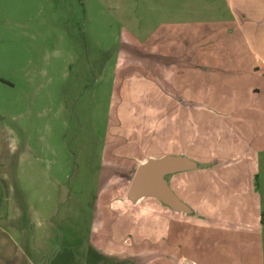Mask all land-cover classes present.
<instances>
[{"label":"rangeland","instance_id":"rangeland-1","mask_svg":"<svg viewBox=\"0 0 264 264\" xmlns=\"http://www.w3.org/2000/svg\"><path fill=\"white\" fill-rule=\"evenodd\" d=\"M250 4L0 0V264H264ZM165 157L180 210L128 197Z\"/></svg>","mask_w":264,"mask_h":264},{"label":"water","instance_id":"water-1","mask_svg":"<svg viewBox=\"0 0 264 264\" xmlns=\"http://www.w3.org/2000/svg\"><path fill=\"white\" fill-rule=\"evenodd\" d=\"M190 168V162L174 157H165L158 160H149L142 163L134 173L128 191V197L136 199L150 196L159 199L172 209L180 210L181 205L173 195L163 177L167 173L181 171ZM179 264H193L182 259Z\"/></svg>","mask_w":264,"mask_h":264},{"label":"crops","instance_id":"crops-1","mask_svg":"<svg viewBox=\"0 0 264 264\" xmlns=\"http://www.w3.org/2000/svg\"><path fill=\"white\" fill-rule=\"evenodd\" d=\"M254 10H256V12ZM240 15H242V20L246 21L245 24L248 28L256 27V30H260L262 36H264V0H251L250 7L244 13L240 12ZM250 31L251 30H248V40L246 41L249 52L255 55L256 58L264 64V41L258 43V46L254 36H251ZM249 37H251V39H249ZM261 38L264 39V37Z\"/></svg>","mask_w":264,"mask_h":264}]
</instances>
